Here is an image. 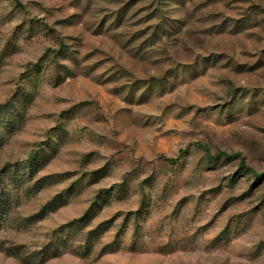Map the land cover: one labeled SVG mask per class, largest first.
I'll list each match as a JSON object with an SVG mask.
<instances>
[{
    "label": "rangeland",
    "instance_id": "rangeland-1",
    "mask_svg": "<svg viewBox=\"0 0 264 264\" xmlns=\"http://www.w3.org/2000/svg\"><path fill=\"white\" fill-rule=\"evenodd\" d=\"M12 103L0 264H264V0H0Z\"/></svg>",
    "mask_w": 264,
    "mask_h": 264
},
{
    "label": "trees",
    "instance_id": "trees-1",
    "mask_svg": "<svg viewBox=\"0 0 264 264\" xmlns=\"http://www.w3.org/2000/svg\"><path fill=\"white\" fill-rule=\"evenodd\" d=\"M15 103H12L11 104V107L9 106H6L4 108V110H1V114H0V117H3V119L7 122V125L8 126H13L14 125V122H15V115L13 114V106H14ZM6 105V104H5ZM17 113V112H16ZM5 116V117H4ZM218 155H214L213 157H210L211 159L213 158H217ZM40 159H42V154L38 155V152H34L33 154L30 155V157L28 158V164H27V167H28V174L30 175V173L33 171V169H35L40 161ZM172 160V159H171ZM172 161H175V160H172ZM243 168L245 169H250L248 168L247 166L243 165L242 166ZM28 174H26L27 176H29ZM23 176V175H22ZM19 177V176H18ZM25 177V176H23ZM7 199L4 198L0 201V204H1V207L3 208L4 212L6 211L7 207H6V203H7ZM70 227V226H68Z\"/></svg>",
    "mask_w": 264,
    "mask_h": 264
}]
</instances>
